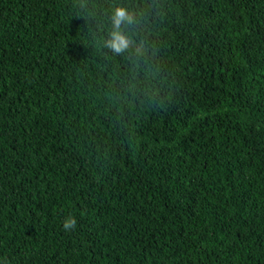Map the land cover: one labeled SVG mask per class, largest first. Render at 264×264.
<instances>
[{
    "label": "trees",
    "instance_id": "obj_1",
    "mask_svg": "<svg viewBox=\"0 0 264 264\" xmlns=\"http://www.w3.org/2000/svg\"><path fill=\"white\" fill-rule=\"evenodd\" d=\"M0 264H264V0H0Z\"/></svg>",
    "mask_w": 264,
    "mask_h": 264
},
{
    "label": "clouds",
    "instance_id": "obj_2",
    "mask_svg": "<svg viewBox=\"0 0 264 264\" xmlns=\"http://www.w3.org/2000/svg\"><path fill=\"white\" fill-rule=\"evenodd\" d=\"M114 30L110 38L106 41V45L115 53H123L133 44V41L121 30L122 24H132L134 16L125 8H117L112 17ZM139 51V49H138ZM77 220L74 216H68L63 222V228L66 231L75 229Z\"/></svg>",
    "mask_w": 264,
    "mask_h": 264
}]
</instances>
